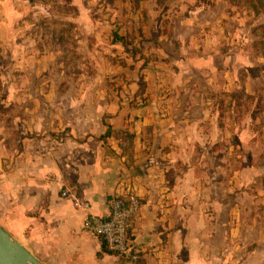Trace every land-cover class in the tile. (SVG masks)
<instances>
[{
	"label": "crops",
	"instance_id": "obj_1",
	"mask_svg": "<svg viewBox=\"0 0 264 264\" xmlns=\"http://www.w3.org/2000/svg\"><path fill=\"white\" fill-rule=\"evenodd\" d=\"M150 1L140 3L147 17L155 8ZM194 1L179 0L173 11L163 3L170 22L166 34L154 32L172 42L174 54L136 68L144 88L134 80L117 90L80 89L66 103L69 112L54 101L46 123L26 126L41 133L23 137L20 167L0 163V225L43 264H121L86 229L84 217L106 214L107 197L128 188L141 200L131 228L141 257L130 264H264V221L254 200L264 194V185L254 184L263 171L253 163L225 165L244 144L235 94L255 93L264 55L253 46L255 59L235 43L214 46L203 25L233 16V3ZM45 127L65 134H45ZM62 188L71 195L61 196ZM74 195L89 207H76Z\"/></svg>",
	"mask_w": 264,
	"mask_h": 264
},
{
	"label": "rangeland",
	"instance_id": "obj_2",
	"mask_svg": "<svg viewBox=\"0 0 264 264\" xmlns=\"http://www.w3.org/2000/svg\"><path fill=\"white\" fill-rule=\"evenodd\" d=\"M144 1L0 0V163L3 167L6 159L7 163L12 160L14 167H20L23 137L41 133L38 128L26 130V126L38 121L46 123L48 118L44 117L50 116L54 101H60L61 109L69 112L71 108L66 103L80 89L117 90L133 87L134 80L138 88H144L145 80L136 68L149 59H169L174 54L172 42L154 31L159 28L166 34L163 25L169 24L170 11L179 0H151L155 8L149 17L146 8L140 10ZM205 1L194 2L201 5ZM239 1L229 6L235 12L233 16L204 24L203 29L214 46L225 48L235 43L242 46L246 57L255 59L251 47L263 36L264 25L261 31L255 28L264 21V12L255 15L245 0ZM164 2L172 5L171 10L166 6L167 10L163 11ZM201 13L206 17L215 14ZM143 25L154 30L146 33ZM227 29L232 32L227 33ZM179 46L176 42L175 48ZM208 51L213 50L209 47ZM243 74H246L244 68L240 72ZM241 85L242 81H238L240 90ZM253 85V89L258 87L256 94L245 96L238 92L241 110L236 113L237 136L242 137L244 144L234 147L225 165L238 169L255 164L263 174H258L254 184L261 186L264 185V94L258 95L264 89V79L254 81ZM41 129L45 134H65V129L58 133L48 127ZM240 151L247 153L246 156H236L233 160V155ZM251 152L254 154L250 156ZM254 200L264 221V194L255 193Z\"/></svg>",
	"mask_w": 264,
	"mask_h": 264
},
{
	"label": "built area",
	"instance_id": "obj_3",
	"mask_svg": "<svg viewBox=\"0 0 264 264\" xmlns=\"http://www.w3.org/2000/svg\"><path fill=\"white\" fill-rule=\"evenodd\" d=\"M60 194L67 197L71 192L67 188H62ZM106 202L107 213L87 212L84 225L103 242L107 251L121 259V264L135 263L140 259L141 254L132 241L131 228L140 211V197L128 188L124 192L110 194ZM73 203L76 207L84 209L89 207L88 199L76 195Z\"/></svg>",
	"mask_w": 264,
	"mask_h": 264
},
{
	"label": "water",
	"instance_id": "obj_4",
	"mask_svg": "<svg viewBox=\"0 0 264 264\" xmlns=\"http://www.w3.org/2000/svg\"><path fill=\"white\" fill-rule=\"evenodd\" d=\"M0 264H43L20 240L0 225Z\"/></svg>",
	"mask_w": 264,
	"mask_h": 264
},
{
	"label": "trees",
	"instance_id": "obj_5",
	"mask_svg": "<svg viewBox=\"0 0 264 264\" xmlns=\"http://www.w3.org/2000/svg\"><path fill=\"white\" fill-rule=\"evenodd\" d=\"M207 1L210 2L211 0H207ZM228 1H230L232 3L240 2L239 0H228ZM245 3L247 4V6L250 7V9L253 11L254 14H259L261 12H264V0H245ZM263 25H264V21L261 22L260 24H258L255 29L260 30V28ZM261 33L263 36L260 37L257 41H255L253 43V48H254V50H256L257 53H261L264 55V32L261 31ZM259 91H260V94L258 95V97H263L264 89L261 88V90H259ZM238 92H239V90H238ZM238 92L235 94V96H236L237 104L239 106V110H241V105L239 104V97H240L241 93H238ZM240 92H242V91H240ZM242 94L244 95L243 92H242ZM255 94H256V92H255ZM102 247L104 250H106L103 242H102Z\"/></svg>",
	"mask_w": 264,
	"mask_h": 264
}]
</instances>
